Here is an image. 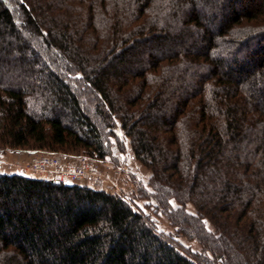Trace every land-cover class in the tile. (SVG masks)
<instances>
[{
	"label": "trees",
	"instance_id": "1",
	"mask_svg": "<svg viewBox=\"0 0 264 264\" xmlns=\"http://www.w3.org/2000/svg\"><path fill=\"white\" fill-rule=\"evenodd\" d=\"M120 131L204 256L120 195L0 173V264H264V0H0V155L103 161Z\"/></svg>",
	"mask_w": 264,
	"mask_h": 264
},
{
	"label": "rangeland",
	"instance_id": "2",
	"mask_svg": "<svg viewBox=\"0 0 264 264\" xmlns=\"http://www.w3.org/2000/svg\"><path fill=\"white\" fill-rule=\"evenodd\" d=\"M119 138L120 143L114 138L111 139L112 146L110 147V155L103 161L114 167L123 168L124 172L121 176L117 177L111 173V167H104L106 177L102 189L108 193L120 195L130 202L134 207L150 218L160 233L175 238L182 250L190 252L192 256H204L200 243L196 240L178 236L176 227L172 225L167 216L161 213L160 207L153 199L154 191L150 185L151 171L134 158L131 144L129 140L123 136L121 131L119 132ZM47 152L53 153L50 151ZM53 154L63 155L61 153ZM28 155L29 153L24 152H8L1 154L0 173H19L25 176L32 175L27 167V162L29 161ZM175 204L176 202L174 201V205ZM186 209L191 214H195L196 212L194 206L190 203L186 206ZM208 227L212 228L209 224ZM208 259L212 260L210 257H208Z\"/></svg>",
	"mask_w": 264,
	"mask_h": 264
},
{
	"label": "built area",
	"instance_id": "3",
	"mask_svg": "<svg viewBox=\"0 0 264 264\" xmlns=\"http://www.w3.org/2000/svg\"><path fill=\"white\" fill-rule=\"evenodd\" d=\"M28 156L27 167L32 173L30 176L56 184H76L105 191L102 189L106 177L104 167H111V173L117 177L124 172L121 167H114L93 157L55 155L47 151L34 152Z\"/></svg>",
	"mask_w": 264,
	"mask_h": 264
}]
</instances>
